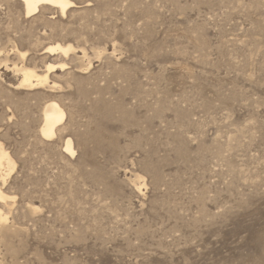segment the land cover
<instances>
[{"label":"rangeland","instance_id":"374dc122","mask_svg":"<svg viewBox=\"0 0 264 264\" xmlns=\"http://www.w3.org/2000/svg\"><path fill=\"white\" fill-rule=\"evenodd\" d=\"M72 1L0 0V264H264V0Z\"/></svg>","mask_w":264,"mask_h":264},{"label":"bare ground","instance_id":"6f19581e","mask_svg":"<svg viewBox=\"0 0 264 264\" xmlns=\"http://www.w3.org/2000/svg\"><path fill=\"white\" fill-rule=\"evenodd\" d=\"M23 6V13L26 17L36 15L41 8L47 7L58 10L61 14L67 13V11L76 6L72 0H19ZM75 48L70 45H62L60 43L49 44L45 47L44 53H63L66 55L70 50ZM47 53V54H48ZM70 53V52H69ZM22 56L25 52L21 53ZM62 56V55H61ZM60 56V57H61ZM68 57V56H67ZM69 58V57H68ZM63 59V58H62ZM16 71L20 73L19 86L33 88L39 85L45 84L49 79V74L56 69L66 68V62L60 61L57 63H47L44 71L39 72L35 68L25 66H14ZM65 118V111L56 101H47L43 108L42 123L39 126V133L43 139H51L56 135L57 128L62 124ZM67 140V139H66ZM72 141V140H71ZM70 140L66 141L64 146L66 153L74 154V149ZM63 148V149H64ZM15 167V161L11 157L10 153L3 147L0 142V201H5L12 196L6 194L2 187L6 184L7 178L10 172ZM6 215L0 208V224L6 220Z\"/></svg>","mask_w":264,"mask_h":264}]
</instances>
